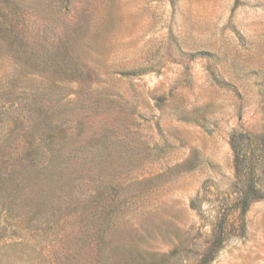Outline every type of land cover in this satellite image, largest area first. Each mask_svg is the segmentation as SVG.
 Segmentation results:
<instances>
[{
    "label": "rangeland",
    "instance_id": "rangeland-1",
    "mask_svg": "<svg viewBox=\"0 0 264 264\" xmlns=\"http://www.w3.org/2000/svg\"><path fill=\"white\" fill-rule=\"evenodd\" d=\"M43 1L0 0V26L52 46L61 37L80 66L53 80L69 95L47 101L33 137L21 94L32 69L0 40V174L14 169L0 196L26 182L38 195L29 170L45 162L30 161L52 134L74 151L72 173L48 210L24 220L9 200L0 207V264H95L108 218V264H197L236 196L232 132L264 131V0ZM17 73L25 86L8 101ZM227 222L210 264H264V199Z\"/></svg>",
    "mask_w": 264,
    "mask_h": 264
},
{
    "label": "trees",
    "instance_id": "trees-1",
    "mask_svg": "<svg viewBox=\"0 0 264 264\" xmlns=\"http://www.w3.org/2000/svg\"><path fill=\"white\" fill-rule=\"evenodd\" d=\"M56 1L59 6L57 10L69 4V0ZM44 7H46L43 8L44 11L52 10L50 4ZM0 30L3 32L0 36L2 45L9 46L13 50L14 56H17V69H24V64L26 63L32 69L33 77L31 80H34V84L29 87L28 91H26L27 87H22L21 94H27L25 102V109L28 112L27 119L34 121V123H30L29 129L34 134L32 136L36 137V131L34 129L31 131V129L35 122H37V115L47 110L45 107L47 101L60 103L66 95H69L68 93L66 95L59 93L53 86V80L61 75L64 78L65 76H75L80 66L79 59L73 51H70L68 41L61 37L59 38V43H55L52 46L51 44L53 43L42 38L37 39L25 37V35L21 36L15 30L16 35H14L4 24L0 26ZM20 80L21 76L17 73L13 77L12 82H19L3 93L8 101L14 100L12 99L13 93L18 85L25 86ZM59 111L60 108H55L51 117L49 114L51 119L47 120L44 125H53V119H57L56 116ZM63 143L52 134L51 136L49 135V139L44 140L42 148L37 147L34 151V157L30 161L32 162L34 160L32 166L36 165L35 160L38 154L42 156L45 162L42 166H36L32 170H29L31 178H33L32 174L38 178L34 189L38 195L32 196V193L23 191L27 186V182L24 183L25 186H20L21 183H17L14 189H19L20 193L16 190L14 194L1 195L0 207L4 206L9 200V204L12 207L16 205L15 217L24 220L29 218L34 211H43L44 209L48 210L52 208L55 204L56 194L61 190V185L68 181L67 178L72 173L70 172L68 161L71 157L70 154L74 151H65ZM230 145L233 151L235 169V180L232 186L234 187L233 193L236 196L230 198V203L226 207H220L216 211L217 214L212 222L210 243L205 248L197 264H210L215 259L217 252L223 247L228 235L227 221L231 210H239L241 214H245L254 202L264 199V131L235 130L231 134ZM0 147L4 146L0 145ZM5 170L4 173L0 174V188L4 186L5 188L10 187L12 189L14 183L11 184L10 179L14 175V169L13 167H6ZM21 181L23 182L24 179H21ZM200 202L202 200L199 198L194 199L192 201V207L200 208ZM110 223L111 220L109 218L104 219L98 230L97 243L94 246L96 254L95 264H108L105 236ZM5 228L3 227L0 230V240L7 234Z\"/></svg>",
    "mask_w": 264,
    "mask_h": 264
}]
</instances>
